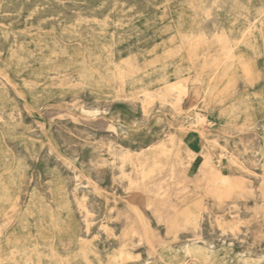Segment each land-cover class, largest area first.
Instances as JSON below:
<instances>
[{
	"label": "rangeland",
	"instance_id": "1",
	"mask_svg": "<svg viewBox=\"0 0 264 264\" xmlns=\"http://www.w3.org/2000/svg\"><path fill=\"white\" fill-rule=\"evenodd\" d=\"M263 52L264 0H0V264H264Z\"/></svg>",
	"mask_w": 264,
	"mask_h": 264
},
{
	"label": "bare ground",
	"instance_id": "2",
	"mask_svg": "<svg viewBox=\"0 0 264 264\" xmlns=\"http://www.w3.org/2000/svg\"><path fill=\"white\" fill-rule=\"evenodd\" d=\"M213 1V0H212ZM198 3V2H197ZM200 3V2H199ZM198 3V4H199ZM215 4H216V2H215ZM233 4V3H232ZM239 4H240V2H239ZM217 5V4H216ZM230 5H231V3H230ZM234 5V4H233ZM218 7V6H217ZM200 8V7H199ZM197 9V8H196ZM239 9V8H238ZM240 10V9H239ZM246 10V9H245ZM191 11V10H190ZM192 11H194V10H192ZM195 11H197V10H195ZM217 11V10H216ZM219 12V11H218ZM235 12V11H234ZM246 12V11H245ZM192 13V12H191ZM208 13V12H207ZM251 13V12H250ZM200 14V13H199ZM262 14V13H261ZM207 15V14H206ZM218 15V14H217ZM208 16V15H207ZM196 17V16H195ZM246 19V18H245ZM258 20L259 21H261V19L260 18H253V19H250V20H248V22H251V23H254V24H256V22H258ZM198 23V22H197ZM199 24V23H198ZM261 25V24H260ZM253 26V25H252ZM253 29H254V27H253ZM214 30V29H213ZM246 31V30H245ZM248 32V31H247ZM223 33V32H222ZM249 34V33H248ZM215 37H217V35H215ZM198 39H205V37L203 36V35H198ZM219 41H222V42H224V41H226V40H228L227 38H226V35H225V37L223 36V35H221V36H219L218 35V38H217ZM256 43V42H255ZM110 47H113V46H110ZM114 48V47H113ZM226 48V46H224V48L223 49H225ZM122 50V49H121ZM113 51V50H112ZM127 51V50H126ZM129 53V52H128ZM229 53V52H228ZM264 53V52H263ZM230 55V53L228 54V56ZM245 55V54H244ZM119 57V56H118ZM228 59L230 58V56L229 57H227ZM232 58V57H231ZM233 59V58H232ZM231 59V60H232ZM111 60V59H110ZM125 60V59H124ZM128 63V62H127ZM248 63V62H247ZM123 73V72H122ZM223 74H224V72H223ZM123 75V74H122ZM177 79L175 80V81H172V82H168L167 84H165V88H164V92H171L172 93V90H174V89H180V90H184L185 89V85H184V82H183V79L179 76L180 74L177 72ZM228 76V75H227ZM123 77V76H122ZM121 77V78H122ZM226 77V76H225ZM186 90V89H185ZM177 91V90H176ZM174 92V91H173ZM182 92V91H181ZM143 94L145 93V94H148L149 93V91H146V90H144V92H142ZM168 95H169V93H168ZM108 112V111H107ZM132 121V120H131ZM245 122V121H244ZM199 123H200V121H199ZM118 124H119V126L121 127L120 128V130L122 131L123 129H124V126H123V124H121L120 122H118ZM210 124V123H209ZM250 128V127H249ZM113 129V128H112ZM114 131V130H113ZM29 132V131H28ZM201 135V134H200ZM144 139L145 138H143V139H141V140H143L144 141ZM186 140H179V141H176V140H174V146L175 145H177V146H181L182 148H183V150L186 152V154L187 155H197L196 154V152L192 149V148H184V146H183V142H185ZM152 146V145H151ZM150 147V146H149ZM180 151V150H179ZM157 152V148L156 149H154L153 150V153H156ZM120 153H122V152H120ZM128 153H129V151H128V148H125V150L123 151V153H122V157H120V158H126L127 157V155H128ZM179 154V153H178ZM199 154V153H198ZM120 156V155H119ZM172 156H173V150L171 151V156H170V158H172ZM170 158H165L164 160H160L159 158H157L156 156L155 157H153V161H152V164L145 170V172L143 173V174H145V175H143L144 177H143V179L145 178V177H147V175L149 174H152V173H154V171L156 170V165H159V166H164V165H166L167 164V162H168V160L170 159ZM192 158H193V156H192ZM191 158V159H192ZM184 160V159H183ZM179 161V160H178ZM188 161H189V159H188ZM184 162V161H183ZM191 163V162H190ZM158 168V167H157ZM223 178V177H222ZM221 178V179H222ZM221 179H220V181H221ZM223 179H226V178H223ZM227 181V180H226ZM224 183V182H223ZM149 207V206H148ZM185 207H187V206H185ZM133 208V207H132ZM131 208V209H132ZM184 221V220H183ZM186 223V222H185ZM5 224V223H4ZM87 224V223H86ZM188 224V223H187ZM188 245V244H187ZM188 247V246H187ZM186 247V248H187ZM194 247V246H193ZM188 249H189V247L187 248V251H188ZM165 250V249H164ZM194 250H197V251H200L199 249H195L194 248ZM210 250V249H209ZM163 251V250H162ZM167 251V250H166ZM186 251V250H185ZM157 252V251H156ZM161 252V251H160ZM155 253V252H154ZM162 253V252H161ZM187 253V252H186ZM203 254H205V253H203ZM180 255V254H179ZM207 257V256H206ZM179 258V257H178Z\"/></svg>",
	"mask_w": 264,
	"mask_h": 264
},
{
	"label": "crops",
	"instance_id": "3",
	"mask_svg": "<svg viewBox=\"0 0 264 264\" xmlns=\"http://www.w3.org/2000/svg\"><path fill=\"white\" fill-rule=\"evenodd\" d=\"M183 146H184V148H191L189 145V138L186 139V143Z\"/></svg>",
	"mask_w": 264,
	"mask_h": 264
}]
</instances>
